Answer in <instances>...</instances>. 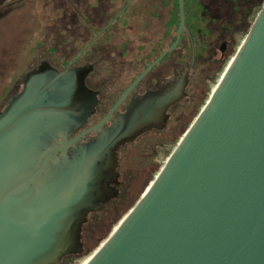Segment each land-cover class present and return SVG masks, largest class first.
I'll use <instances>...</instances> for the list:
<instances>
[{
	"label": "water",
	"instance_id": "1",
	"mask_svg": "<svg viewBox=\"0 0 264 264\" xmlns=\"http://www.w3.org/2000/svg\"><path fill=\"white\" fill-rule=\"evenodd\" d=\"M178 9L173 44L143 71L117 51L66 68L46 53L18 84L0 111V264H264V2L210 56L150 72L185 29ZM242 38L172 146L173 107L206 96ZM128 170L155 178L89 257L86 218Z\"/></svg>",
	"mask_w": 264,
	"mask_h": 264
},
{
	"label": "rangeland",
	"instance_id": "2",
	"mask_svg": "<svg viewBox=\"0 0 264 264\" xmlns=\"http://www.w3.org/2000/svg\"><path fill=\"white\" fill-rule=\"evenodd\" d=\"M115 3L116 0H0V67L8 79L16 77V71L20 67L19 75L23 79L37 58H43L46 53L49 56L58 55L66 46H70L72 37L81 44L88 43L92 38L90 36L82 42L81 32L87 31L84 24L93 22L94 27L90 28L94 35L97 34L108 21L106 13L113 14ZM73 20L75 22H72ZM253 20L248 23L245 33ZM23 36L24 42L19 48ZM243 38L230 42L223 65L215 75L218 79L212 82L213 88ZM18 84L22 82L15 81L1 109L7 100L10 101L11 96L19 91ZM171 145L175 146V142ZM164 162L165 160L160 161V165L154 167L157 173ZM141 174L142 171L131 170L118 197L104 210L93 214L89 223L84 226L81 235L88 256H91L117 227L155 178L150 173L149 178H139Z\"/></svg>",
	"mask_w": 264,
	"mask_h": 264
},
{
	"label": "flooded vegetation",
	"instance_id": "3",
	"mask_svg": "<svg viewBox=\"0 0 264 264\" xmlns=\"http://www.w3.org/2000/svg\"><path fill=\"white\" fill-rule=\"evenodd\" d=\"M192 2L203 4L202 8L199 9L200 14L191 16L192 21H190L188 25L185 19V29L181 33V37L179 39L177 46L173 50L165 54L155 65H153L149 69L150 72L158 71L162 68L171 67V66H177V67L184 66L189 62L191 54H193L194 58H202V57L210 56L212 52V45L218 39L222 38L226 31L235 30L244 22L242 16L243 14H241V16H237V18H239V20L237 21L235 15L233 13H229L230 7L228 1L192 0ZM252 9H249L248 12L246 13V19L251 14ZM72 22H75V20H73ZM81 33L83 34L82 42H84V40H87L89 36L92 37V39L85 44V47H87L90 43H92V41L100 32L95 35L90 30ZM127 34H130V32H128ZM145 34H156L163 36L165 33L158 31V32H145ZM173 34L175 37L176 31ZM76 42L80 43L78 42V40L70 41L69 42L70 46L69 47L66 46L65 49L61 50L58 55L49 56V61L51 62V64L60 68H66L77 58V56L80 53H82L83 57H86L88 59H95L107 52L108 57L113 59L115 58L116 55L115 51H117L118 52L117 60L121 65L129 67L137 64V68L143 71L144 69L152 65V63L169 46L173 44V42H171L170 45H168L163 49L161 47H153L151 49L145 48L144 50L146 52L153 51V53L150 56L144 55L141 57H131L128 55L126 56L123 55V50L117 48V44L114 38L109 41V44H111L109 47H104V46H98L94 48L88 47L87 50L88 52L86 53H84L85 47L79 49L78 47L74 46ZM151 42H155V41H151ZM156 42L160 44V41H156ZM229 45L222 55V61H224L228 53ZM126 51L129 52L130 49L126 48ZM221 66L222 65L210 69L209 76L215 77ZM18 80H20L23 83L22 79H18ZM213 81L214 79H209V81L207 82L209 92L206 96L200 99L184 101L180 106L173 107L171 112L175 116L176 122L168 129V141L170 144H173V142H175V147H176L183 134L191 126L192 122L194 121V119L196 118V116L198 115V113L200 112V110L202 109V107L204 106V104L206 103V101L208 100V98L210 97L213 91V87H212ZM151 164L153 165V167H156L160 165V161L152 162ZM130 172L131 170H128L127 178H129L128 176ZM142 172L143 174H141V177L138 176L139 178H149L148 177L149 172L146 171H142ZM118 195L113 200H115L118 197ZM111 203L112 201L106 204L105 206H103L102 208L98 209L97 211L93 212L92 214L88 215L84 226L89 223V221L91 220V216L93 214L104 210Z\"/></svg>",
	"mask_w": 264,
	"mask_h": 264
},
{
	"label": "trees",
	"instance_id": "4",
	"mask_svg": "<svg viewBox=\"0 0 264 264\" xmlns=\"http://www.w3.org/2000/svg\"><path fill=\"white\" fill-rule=\"evenodd\" d=\"M225 1L229 2V13H233L237 21L239 20L237 16H241V14H243V20L245 21L248 10L252 9L256 4H259L261 7L264 2V0ZM202 6L203 4L201 3H194L192 0H184V13L187 25L192 21L191 16L200 14L199 9H201ZM113 10V14H111V12H108V14L106 13L108 21L105 23L102 30L99 31L100 33H97L98 35L92 43L85 47L84 43L81 44L76 42L74 46L79 49L85 47L84 53H86L88 52V47H109L111 45L109 41L114 38L117 48L123 50V55L141 57L144 55L150 56L153 53V51L146 52L144 50L145 48L151 49L153 47H161L163 49L170 45L175 38L173 33L176 31L179 22L178 0H116ZM84 25L87 31H92L91 28L94 27L93 22ZM158 31L164 32L165 34L163 36L145 34V32ZM128 32H130V34H127ZM24 37L25 36H23L19 42V48H21L20 46L24 42ZM91 39L92 38H90V40ZM76 40L77 39H73V37L71 38V41ZM156 41H160V44ZM126 48H129L130 51L127 52ZM19 72L20 67L16 71V77L12 76L8 79V76L5 75V72H3L0 67V111L7 95L12 91L15 81L22 79Z\"/></svg>",
	"mask_w": 264,
	"mask_h": 264
},
{
	"label": "bare ground",
	"instance_id": "5",
	"mask_svg": "<svg viewBox=\"0 0 264 264\" xmlns=\"http://www.w3.org/2000/svg\"><path fill=\"white\" fill-rule=\"evenodd\" d=\"M214 89V88H213ZM89 257H91V256H89Z\"/></svg>",
	"mask_w": 264,
	"mask_h": 264
}]
</instances>
